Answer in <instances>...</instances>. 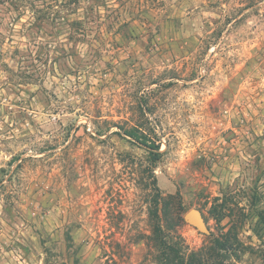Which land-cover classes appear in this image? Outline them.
I'll list each match as a JSON object with an SVG mask.
<instances>
[{
  "label": "rangeland",
  "instance_id": "374dc122",
  "mask_svg": "<svg viewBox=\"0 0 264 264\" xmlns=\"http://www.w3.org/2000/svg\"><path fill=\"white\" fill-rule=\"evenodd\" d=\"M162 240L264 264V0H0V264H177Z\"/></svg>",
  "mask_w": 264,
  "mask_h": 264
},
{
  "label": "trees",
  "instance_id": "16d2710c",
  "mask_svg": "<svg viewBox=\"0 0 264 264\" xmlns=\"http://www.w3.org/2000/svg\"><path fill=\"white\" fill-rule=\"evenodd\" d=\"M144 130L145 127L143 124H136L134 126H131L129 129H125L124 130V134L132 139H134L135 141H137L138 143H140L141 145L145 146L146 148H148L149 150H151L152 153H154L155 155H160V148L158 145L155 144V142H152L151 140H149L147 138V136L144 134ZM153 185L156 191H158V187H157V180L154 176V180H153ZM169 199L174 198L173 196H168ZM162 199L161 195L159 193H157L156 198L154 199V203H153V207L155 208L154 211H152V215L153 218L158 217L157 216V209L158 206L160 205V200ZM163 201H165V199H163ZM166 210V207H165ZM166 215V212H165ZM166 217V216H165ZM155 219V234L157 235V239H159V233H161V229H160V225L157 224V218ZM176 222H177V227H180L184 224V216H181L180 214H176ZM159 223V222H158ZM168 227V226H167ZM162 247H165L167 252H168V256H172L176 259L177 264H184V258L182 257L180 248L170 245L162 240L161 244ZM219 249L221 250H226L227 246L225 244H220ZM213 259V258H212ZM212 259H208L205 256H202L200 253H193L189 256L186 264H220L219 262H212Z\"/></svg>",
  "mask_w": 264,
  "mask_h": 264
},
{
  "label": "water",
  "instance_id": "95a60500",
  "mask_svg": "<svg viewBox=\"0 0 264 264\" xmlns=\"http://www.w3.org/2000/svg\"><path fill=\"white\" fill-rule=\"evenodd\" d=\"M184 220L191 223L203 233H208L207 223L203 213L198 209H192L184 215Z\"/></svg>",
  "mask_w": 264,
  "mask_h": 264
}]
</instances>
